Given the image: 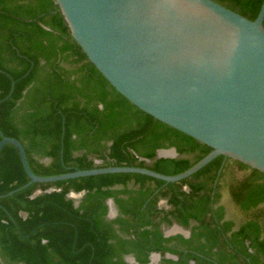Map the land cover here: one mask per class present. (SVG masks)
I'll use <instances>...</instances> for the list:
<instances>
[{
  "label": "trees",
  "instance_id": "1",
  "mask_svg": "<svg viewBox=\"0 0 264 264\" xmlns=\"http://www.w3.org/2000/svg\"><path fill=\"white\" fill-rule=\"evenodd\" d=\"M214 1L250 20L263 3ZM0 131L22 143L38 176L111 166L173 176L211 151L119 94L74 41L55 0H0ZM170 149L176 157L158 156ZM29 181L18 150L4 146L0 264H129V256L149 264L152 254L160 264H264V174L239 162L220 156L176 183L107 174L8 195ZM71 193L83 194L78 205ZM173 226L189 236H166Z\"/></svg>",
  "mask_w": 264,
  "mask_h": 264
},
{
  "label": "water",
  "instance_id": "2",
  "mask_svg": "<svg viewBox=\"0 0 264 264\" xmlns=\"http://www.w3.org/2000/svg\"><path fill=\"white\" fill-rule=\"evenodd\" d=\"M55 4L74 41L119 94L211 151L173 176L131 166L38 176L22 143L0 131V153L6 145L15 146L30 179L8 195L34 183L107 174H140L176 183L220 156L264 174V0L254 20L214 0H55ZM170 150L174 153L170 158L176 157L175 149ZM165 151L160 150L159 157L168 158L161 155ZM128 262L138 264L134 258Z\"/></svg>",
  "mask_w": 264,
  "mask_h": 264
},
{
  "label": "rangeland",
  "instance_id": "3",
  "mask_svg": "<svg viewBox=\"0 0 264 264\" xmlns=\"http://www.w3.org/2000/svg\"><path fill=\"white\" fill-rule=\"evenodd\" d=\"M161 155L162 156H166V157H170V156H174V153H173V150H167V151L163 152ZM162 205H164V203H162ZM227 208H228V217L232 216L234 218L236 217L237 219L239 218L237 216L234 208L231 205H229V203H227ZM115 214H116L115 212H111L110 213V218H114L116 216ZM165 234L167 236L176 235V234H182L184 236H188L189 235L188 231H186V230H184V229H182V228H180L178 226H173L171 228L166 229L165 230ZM130 258L131 257H129L128 260ZM151 260H152V264H160V258H158L157 256L152 255L151 256Z\"/></svg>",
  "mask_w": 264,
  "mask_h": 264
},
{
  "label": "crops",
  "instance_id": "4",
  "mask_svg": "<svg viewBox=\"0 0 264 264\" xmlns=\"http://www.w3.org/2000/svg\"><path fill=\"white\" fill-rule=\"evenodd\" d=\"M95 163L98 165L99 163H100V161H98V160H96L95 161ZM53 191H55L54 189H51V190H49V191H47L48 193H51V192H53ZM42 194V192L41 191H38V192H36L35 193V197L36 196H39V195H41ZM68 197L70 198V199H73V200H75V204L76 205H78L79 204V201L81 200V198L83 197V194H75V193H71V194H69L68 195ZM107 204H108V207H109V217H110V213L111 212H115L116 214V216L114 217V218H110V219H115L116 217H117V214H118V212H117V209H116V207H115V204H114V201L112 200V199H110L108 202H107ZM166 235V234H165ZM167 236V235H166ZM189 236V235H188ZM188 236H186V237H188ZM152 255H154V256H156L155 254H152ZM158 257V256H157ZM167 257L168 258H174V257H172V256H170V255H167ZM158 258H160V261H161V256H159ZM0 262H1V257H0ZM152 262V260L150 261V263ZM129 263V262H128ZM129 264H131V263H129Z\"/></svg>",
  "mask_w": 264,
  "mask_h": 264
},
{
  "label": "flooded vegetation",
  "instance_id": "5",
  "mask_svg": "<svg viewBox=\"0 0 264 264\" xmlns=\"http://www.w3.org/2000/svg\"><path fill=\"white\" fill-rule=\"evenodd\" d=\"M158 156H159V155H158ZM108 218L110 219L109 215H108ZM129 257L134 258V257H132V256H129ZM129 257H126V258H125L126 262H128V258H129Z\"/></svg>",
  "mask_w": 264,
  "mask_h": 264
}]
</instances>
